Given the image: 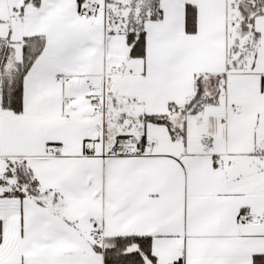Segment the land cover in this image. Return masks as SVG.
Wrapping results in <instances>:
<instances>
[{
  "label": "snow or ice",
  "instance_id": "snow-or-ice-1",
  "mask_svg": "<svg viewBox=\"0 0 264 264\" xmlns=\"http://www.w3.org/2000/svg\"><path fill=\"white\" fill-rule=\"evenodd\" d=\"M0 264H264V0H0Z\"/></svg>",
  "mask_w": 264,
  "mask_h": 264
}]
</instances>
